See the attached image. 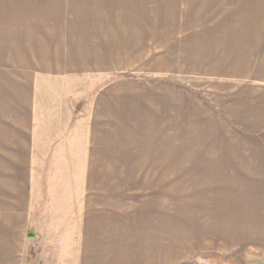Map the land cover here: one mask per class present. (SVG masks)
Here are the masks:
<instances>
[{
	"label": "rangeland",
	"instance_id": "1",
	"mask_svg": "<svg viewBox=\"0 0 264 264\" xmlns=\"http://www.w3.org/2000/svg\"><path fill=\"white\" fill-rule=\"evenodd\" d=\"M102 1L67 0L82 50ZM262 1L114 4L115 14L151 16L163 40L177 33L184 60L163 56L140 76L38 80L23 264H75L80 250L82 264H264ZM232 21L256 39L221 63L212 46L227 43Z\"/></svg>",
	"mask_w": 264,
	"mask_h": 264
},
{
	"label": "crops",
	"instance_id": "2",
	"mask_svg": "<svg viewBox=\"0 0 264 264\" xmlns=\"http://www.w3.org/2000/svg\"><path fill=\"white\" fill-rule=\"evenodd\" d=\"M141 1L144 5L145 0ZM104 2V13L87 22L89 40H85L84 50L69 33L67 0H4L9 9H5V14L0 10V264L24 263L21 252L31 231V168L39 133L36 128L38 80L79 78L95 72H135L140 76L152 69L148 62L155 67L152 72L160 70L163 56L176 57L177 63L184 60V56H179L177 33L168 31L165 34H170L168 40H163L161 25L151 22V16L115 14L114 4L123 5L126 0ZM261 6L264 14V1ZM24 7H30L29 13ZM34 7H40V13H34ZM232 24L226 31L227 43L217 42L212 46L213 53L220 52L221 63L230 64L244 49L243 42H248L245 47L248 50L251 39H256L251 32H248L251 38H245L238 24L234 21ZM85 54L88 56L85 62L91 63L86 66L90 68L83 65ZM199 54L204 56L202 52ZM237 69L239 66H235ZM98 100L97 96L93 101V113H98ZM77 246L81 247V243ZM75 264H82L81 250Z\"/></svg>",
	"mask_w": 264,
	"mask_h": 264
},
{
	"label": "trees",
	"instance_id": "3",
	"mask_svg": "<svg viewBox=\"0 0 264 264\" xmlns=\"http://www.w3.org/2000/svg\"><path fill=\"white\" fill-rule=\"evenodd\" d=\"M29 237H34V231L33 230L29 231Z\"/></svg>",
	"mask_w": 264,
	"mask_h": 264
}]
</instances>
